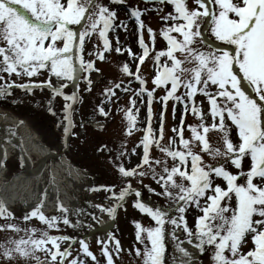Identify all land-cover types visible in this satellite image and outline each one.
<instances>
[{"label":"snow or ice","instance_id":"obj_1","mask_svg":"<svg viewBox=\"0 0 264 264\" xmlns=\"http://www.w3.org/2000/svg\"><path fill=\"white\" fill-rule=\"evenodd\" d=\"M111 2L123 3L124 0ZM165 2L174 5L177 15L169 13L161 17L162 20H172L173 23L160 32L167 47L155 54L156 74L152 78V89L147 88V81L139 74L140 65L149 55V47L143 39L145 25L141 19L142 11L139 8L131 9V17L139 26V46L143 54L138 57L140 63L137 64L135 73L130 71L127 64L122 66V71L134 76L141 85L133 93L134 96L147 95L149 123L141 141V163L132 169L118 165V170L125 178L152 175L161 191H151L174 204L178 216H169L167 210L161 207L147 206L139 199L141 192L135 190L138 199L133 206L155 222L154 227L147 228L136 223L137 241L143 243L142 233H146L151 245H145L143 253L137 248L136 255L143 256V264H163L165 226L171 224L173 237L175 238L176 229L182 227L187 243L198 249L200 254L205 252L206 246H211L213 264H264V0H193L197 6L193 8H189L186 0H159L161 4ZM115 17L116 12L101 0H66V3L62 0H0V73H7L9 78L13 74L18 77H33L40 74L41 70H47L50 76L54 75L58 80L73 81L79 78L78 73L99 71L93 60L84 59L85 44L98 32L103 40L104 51H110L107 33L113 28ZM73 25H79L80 30L75 31L71 27ZM204 25L208 26L216 41L232 46L231 50L225 47L214 48L210 44L205 46ZM147 31L154 44V30L148 27ZM172 33L178 34L179 38ZM115 51L120 53L122 49L116 47ZM128 51L130 55H134L131 49ZM97 56L101 60L105 59L103 52L97 51ZM162 57L167 59L161 62ZM234 68H238L242 76ZM83 78L91 84L87 76ZM0 80H4L3 75H0ZM242 80L252 88L256 98L244 90ZM14 86L27 92L47 86L54 95H62V90L67 85L61 83L58 88L52 87L51 79L19 85L15 81L5 82L0 84V96L10 94ZM161 86H165L166 94L161 97L165 108L167 101L173 99L184 104L187 114L191 104L192 114L200 121L198 125H188L191 138L186 139L184 117L181 116L180 127L172 128L179 137V144L175 148L171 146L176 143L173 137L169 138V145L162 144L163 112L160 114L158 137L153 134L151 127L154 92ZM212 86H215V91L211 90ZM115 87L120 85L116 84ZM181 88L184 90L183 94L178 95ZM106 92L115 94L112 89H106ZM197 94L208 99L212 120L210 124L205 123V113L195 102ZM64 98L75 102L76 95L73 93ZM130 103L135 106L136 100L131 99ZM65 108L70 109L71 105L66 104ZM49 111H52L51 107ZM100 111L103 113L102 108ZM126 116L131 129L135 126L136 119L132 109L127 110ZM66 119L69 121V126L64 129L67 135L71 120L69 117ZM233 126L238 134L237 142L231 138ZM210 132L217 134L214 141L209 136ZM153 144L173 161L169 166L167 159L163 162L156 159L154 164L162 165V173L159 175L149 155ZM204 155L209 156L211 162H206ZM245 158H250L251 161L247 171L243 170ZM144 165H147V171H137ZM230 167L239 171L234 174L229 170ZM217 178L224 182L223 185L216 183ZM241 180L244 182L241 183ZM132 192L129 180L118 195L115 192L112 195L118 202H122ZM42 203L43 201L24 219L38 217L49 229L58 228L57 221L60 219L65 225L70 224L66 215L45 216L40 211ZM193 204L203 213L196 218L195 232L189 228L184 215ZM117 206L121 204L118 203ZM98 207L115 218V207ZM58 210L68 211L59 204ZM4 213V205L0 202V215ZM6 227L17 232L21 230L14 224ZM36 231L31 229L32 234L27 239L6 242L13 247L0 243L2 256L9 260L17 255L25 259L31 258L35 259L36 264H56L59 257V264H65L66 258L71 255V245L61 251L60 242L72 238L49 235L46 230H41L37 237L34 235ZM249 236L255 247L245 253L241 249L248 242ZM109 239L114 237L109 234ZM79 243L82 253L95 261L96 256L89 250L88 244L83 240ZM98 243L103 244L101 251L107 258V264H114L107 242ZM48 244L52 248H48ZM180 244L177 247L180 254L178 264H198L196 258ZM37 251L50 256L51 261H41L36 256ZM114 251L119 257L122 251L119 240L115 241ZM68 264H84V261L74 258Z\"/></svg>","mask_w":264,"mask_h":264},{"label":"rangeland","instance_id":"obj_2","mask_svg":"<svg viewBox=\"0 0 264 264\" xmlns=\"http://www.w3.org/2000/svg\"><path fill=\"white\" fill-rule=\"evenodd\" d=\"M62 2L66 3V0H62ZM101 2L116 12V17L113 20V28L110 29L107 34L111 44V50L109 54H106L98 38V32L93 34L91 39L86 41L84 59L93 60L95 68L99 69V71H91L90 85L88 81L84 82L83 79L79 82L82 95L72 112L75 124L71 127L69 141L64 149L60 137L64 131L65 105L69 102V100H65L64 97L70 96L68 91L69 88L64 89L62 95H54L51 94L46 87L33 88L31 92H27L20 87L14 86L11 88L10 94L0 96L1 107L8 108L10 112L26 120L30 128L43 140V143L51 149L57 150L58 153L63 152L75 166L79 167L81 170H85L90 176V185L92 184L95 188L100 186L99 190L94 192V195H91V193L86 190L87 188L85 189L80 202V211L76 212L73 216H67L64 213L48 216L63 217L66 215L70 221L68 225H65L63 220L60 219L57 221L58 228L49 229L46 224L38 221L39 219L37 220L36 217H30V219L25 220V216L21 214H17L7 220L0 218V226H5L0 227V243H4L7 247H13V245L6 243L9 240H19L20 238L27 239L28 235L32 234L30 232L31 229L37 230L36 233H34L37 237H39L41 230H46L49 235H62L72 237L73 239L76 238L77 242L75 240V242L71 244V255L66 258L65 264H68V262L74 258L83 260L84 264H107V258L101 251L103 244L98 243V241H103L101 239L103 231L102 229H97L98 226L92 223V219L95 215L104 213L98 206L106 208V202H110L112 193L120 192L121 189L127 186L129 180L131 181L132 188L138 187L141 192V197L139 199L147 206L161 207L167 210L169 216H178L176 206L165 197L156 194L161 191V188L157 181L153 179L152 175L125 178L118 170V165H123L126 169H132L141 163L143 157V145L141 141L144 137L145 130L148 128L144 121L147 95L134 96L133 93L139 89L141 85L135 80L134 76L125 74L122 71V66L127 64L130 71L133 72L135 61L137 57L140 56V46L135 39L136 25L133 17H130L127 13L126 7L130 9L139 8L142 11L141 19L147 27H151L155 33V43L153 44L152 41V44L149 45L152 50L150 57L144 61L139 72L147 81V88L152 89L154 87L152 78L156 73L155 67L153 69L152 66V57L155 56L157 51L167 47V43L160 35V32L161 29L173 23L172 20L165 21L162 20L161 17L169 13L174 16L177 15L174 10V5L167 2L161 4L159 2L152 3L138 0H124L123 5L125 6L113 3L111 0H101ZM187 4L189 8L197 7L193 3V0H188ZM71 27L75 31H79V25H73ZM172 35H176L179 38L176 33H172ZM207 36L211 41L223 44L220 41H216L215 38L211 36L209 29L207 30ZM146 42L148 44L151 43L148 41ZM116 47H120L122 51L117 53L115 51ZM128 49H131L134 55H130ZM97 51L103 52L105 59H99ZM89 53H91V55H88ZM166 59V57H162L161 62ZM237 71L239 72L238 68ZM0 75L4 76V80H0V84L15 81L16 85L31 83L33 81L38 83L46 81L53 76H50L47 70H41L40 74L33 77H18L13 74L9 78L7 73H0ZM116 84H119L120 87H115ZM167 87H170V85ZM106 89H112V92L115 94L111 95L106 92ZM211 90L215 91V87L212 86ZM183 91L184 90L181 88L178 90L177 94H183ZM165 94V86L156 88L154 92L151 106V127L153 129V134L158 137L160 130L158 121L161 118V112H163L164 133L162 144L169 145V138L173 137L176 143L171 146L175 148L179 144V137L172 131V128L180 127L181 116L184 117V137L186 139L191 138L188 125H198L200 121L192 114L191 104H189L187 114H185L184 111V104L173 99L167 101V107L165 108L164 102L161 100V97ZM131 99L136 100L135 106L130 103ZM194 99L196 104L205 113V123L210 124L212 120L209 114L210 105H208L209 102L207 97L202 94H197ZM50 107L52 111H49ZM173 107H175V113H173ZM101 108L103 109V113L100 111ZM128 109H132L133 115L136 117L135 126L131 129H129V121L126 116ZM136 109H139V111L137 112ZM104 113H106V115ZM129 130L131 131L130 135ZM209 136L214 141L217 134L215 132H210ZM231 138L234 142L238 141V134L234 126L231 131ZM133 149H135V151H133ZM149 155L152 158L153 166L156 168L158 175L162 173V165H155L154 161L156 159L162 162L167 159L169 166L173 163L171 157H165V154L160 152L155 144L150 146ZM33 158L36 159L35 157ZM204 160L206 162H211L210 157L207 155H204ZM54 161H56V159H50L48 163L50 164ZM250 164V158H245L243 161V170L247 171L250 168ZM7 166L10 175H13L15 170L19 167L15 158H10L7 162ZM147 170V165L137 169V171ZM229 170L234 174L239 171L234 167H230ZM240 182L243 183L244 181L241 180ZM216 183L223 185L224 182L217 178ZM152 189H155L156 193L151 191ZM137 199L138 198L133 192L128 195L124 205L119 208L116 219L106 228L108 232L114 234L116 240H119L122 249L118 257L114 251L115 243L108 245L109 252L113 256L114 264H143V256H137L136 249L139 248L141 253H143L145 245L148 247L151 246L147 241L146 233H142L144 237L143 243H140L136 239L137 222L145 228L155 226V222L150 216L133 206L134 201ZM184 215L189 228L195 232L196 218L197 216L203 215L202 211L193 204L187 208ZM8 224H14L21 230L17 232L7 228L6 225ZM172 231L173 226L171 224H166L163 264H168L169 260L175 256V239L173 238ZM87 235L88 237L85 238ZM79 239H85L84 241H86V239L89 240V250L96 256L95 261L82 253L80 245L78 244ZM68 245V240L60 242L61 250L63 251ZM47 247L52 248V245L48 244ZM254 247L255 245L249 236L248 242L243 245L241 251L246 253ZM2 252L3 249H0V264H36L35 259H25L18 255L14 259H6L2 256ZM226 254L230 255V253ZM212 255L213 248L211 246H206L205 252L202 254L201 258L197 260L198 264H213ZM36 256H38L41 261H51L50 256H47L42 251H37ZM56 264H59V257L57 258Z\"/></svg>","mask_w":264,"mask_h":264},{"label":"bare ground","instance_id":"obj_3","mask_svg":"<svg viewBox=\"0 0 264 264\" xmlns=\"http://www.w3.org/2000/svg\"><path fill=\"white\" fill-rule=\"evenodd\" d=\"M13 155H19L24 164L23 170L18 171L11 179L0 169V199L7 206L20 205L23 209H32L40 193L44 191L49 201L47 213H53L59 202L68 213L79 210V202L76 198L81 197V188L86 186L85 176L74 169L64 155L47 147L26 120L0 108V160L2 156L9 158ZM52 158L56 161L47 165L48 160ZM35 161H37L36 167ZM118 203L121 202L115 198L110 207H116ZM97 217L100 229L104 230L111 216L104 213L97 214ZM180 246L191 253L196 260L199 258V250L188 244L187 240ZM177 247L178 245L177 256L171 264H178L180 254Z\"/></svg>","mask_w":264,"mask_h":264}]
</instances>
